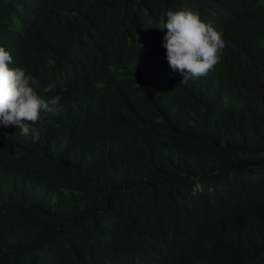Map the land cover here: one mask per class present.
<instances>
[{
    "label": "trees",
    "instance_id": "16d2710c",
    "mask_svg": "<svg viewBox=\"0 0 264 264\" xmlns=\"http://www.w3.org/2000/svg\"><path fill=\"white\" fill-rule=\"evenodd\" d=\"M185 9L225 47L181 84ZM0 47L61 96L0 126V264H264V0H0Z\"/></svg>",
    "mask_w": 264,
    "mask_h": 264
},
{
    "label": "clouds",
    "instance_id": "9594fccd",
    "mask_svg": "<svg viewBox=\"0 0 264 264\" xmlns=\"http://www.w3.org/2000/svg\"><path fill=\"white\" fill-rule=\"evenodd\" d=\"M165 15L166 19L160 17L157 28L167 30L162 47L166 49L169 67L183 76L181 84L207 76L220 62L225 47L222 35L193 10H169ZM12 63V55L0 47V126H15L21 136L31 135L36 142L40 137L32 125L41 119L42 113L56 115L60 111L61 96L45 99L37 91L39 80L23 68L10 67ZM54 88L53 83L42 91L48 94Z\"/></svg>",
    "mask_w": 264,
    "mask_h": 264
}]
</instances>
